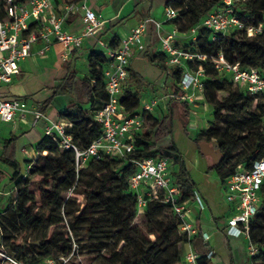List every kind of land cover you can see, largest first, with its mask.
<instances>
[{
	"label": "trees",
	"instance_id": "trees-1",
	"mask_svg": "<svg viewBox=\"0 0 264 264\" xmlns=\"http://www.w3.org/2000/svg\"><path fill=\"white\" fill-rule=\"evenodd\" d=\"M178 4L183 7L178 9ZM166 5L177 12L176 18L171 20L177 30L187 33L200 23L203 16L220 7L221 0H166ZM232 8L242 20H247L246 24H249L247 22L252 17L256 20L251 25L264 23V0H235ZM2 15L0 5V17ZM211 37L210 29L198 26L194 40L185 43L183 48L206 55V61L188 63L187 67L195 70L200 63L204 69L202 93L204 101L210 106L213 121L211 125L199 130L192 141L198 150L201 142L218 144L222 159L217 165L212 163L209 170L214 171L222 182L239 165L248 168L251 159L264 157V101L261 96L242 92L234 84L236 91L224 94L223 81H230L213 67L211 60L222 54L226 61L237 63L243 68H256L264 75V33L249 37L243 30L231 29L222 37ZM117 44H114V39L109 43L112 47ZM154 59L165 63L166 57L159 52L154 55ZM64 66L67 69L64 79L72 95L60 116L71 123L70 134L74 143L84 148L102 132L93 114L106 100L103 75L106 57L102 50L90 52L88 74L81 78L76 77L69 62H65ZM163 68L168 70L164 87L180 95L183 68H170L166 63ZM129 78L134 80V89L127 86L123 88L121 105L125 115L133 116L140 112L142 92L139 89L143 84L142 78L134 72H130ZM52 89L51 94L38 103V111L44 113L51 106L57 94L56 87ZM174 105L180 111L182 129L187 134V102L170 99L166 113L159 116L143 113L145 123L134 134L133 150L128 158L108 155L91 158L78 170L72 152L60 150L54 140L43 135L37 144L35 159L26 160L29 168L22 174L16 159L18 137L14 135L4 139L0 163L10 170L9 179L15 182L16 195L14 203L0 214V250L6 251L22 264H42L56 255L76 257L82 251L94 255L92 264H184L186 250L181 254L177 247L180 243L185 248L191 245L198 254L197 264H211L207 257L210 247L204 241L201 230L198 228V232L191 237L180 234L179 219L170 205L160 199H149L144 211L148 221H156L161 225L158 230L148 232L155 235L154 239L145 238L132 225L137 210L136 196L128 190L129 177L135 172V166L130 160L161 156L156 149V142L161 137H167L170 141L168 157L172 165L176 166V169H171V177L179 190L180 200L194 198L195 183L189 176L183 155L172 139ZM36 175L43 177L37 188L42 201L40 205L35 204V195L29 189ZM3 177L0 171V181ZM69 192L82 194L84 201L81 206L77 204L73 210L69 209V205L75 202ZM259 195V209L251 221L250 237L257 247V253L250 257L252 264H264V184ZM164 212L165 219L162 218ZM64 218L80 244L76 251L72 249L69 237L64 240L56 230H51V227L62 223ZM75 226H79L80 230H75ZM23 232L25 234L21 242L15 244L14 240ZM29 235L31 238L27 240ZM160 235L174 237L169 256V248L163 246V241L158 242ZM82 238L87 247L81 246ZM152 258H155V262L150 261ZM228 264H233L231 259Z\"/></svg>",
	"mask_w": 264,
	"mask_h": 264
},
{
	"label": "built area",
	"instance_id": "built-area-1",
	"mask_svg": "<svg viewBox=\"0 0 264 264\" xmlns=\"http://www.w3.org/2000/svg\"><path fill=\"white\" fill-rule=\"evenodd\" d=\"M53 0H0L3 15L0 17V84L9 83L12 77L19 73V63L31 55L33 44L42 42L39 54H44L53 42L63 46L62 59H66L70 50L81 48L87 38L94 37L96 44L102 49L106 57L104 69V89L106 100L93 114L94 119L101 126V134L84 148L79 147L72 140L70 134L71 123L65 117L58 121H49L43 127V135L49 136L57 143L60 150L71 151L76 170L83 167L91 158L100 156H117L128 158L133 150L134 134L144 125L143 113H155L156 110L167 111V102L176 99L195 104L197 90L203 98L204 69L199 63L195 70L187 67L188 63L206 61V55L193 52L175 44L180 34L195 38L198 26L212 31V39L222 37L231 29L243 30L249 37L260 32V25L246 24L233 10L235 0H221L216 10L207 13L197 26L190 28L187 33H180L176 26L173 30L163 32L162 22L152 17L142 19L124 37L120 38L117 46L112 47L100 38L96 32L102 26V20L95 11L87 5V0H69L65 2L59 12L52 6ZM74 14H79L82 29L71 32L65 28L66 20ZM163 15L165 20H173L177 12L171 6H166ZM150 26L159 40L160 51L165 54L168 67L182 69L180 87L182 93L175 95L169 91L164 95L143 97L140 99V112L133 116L124 114L121 105L123 86L129 77V61L135 51L145 48V35ZM213 67L242 92L249 95L261 96L264 101V75L253 67H241L237 63L226 61L222 54L211 60ZM204 100V98H203ZM205 102V101H204ZM31 112V125H35L44 114L38 110H29L27 103L21 98H4L0 96V122H13L17 115L24 118V114ZM135 172L129 177L128 190L136 196L137 214L143 213L149 199H160L169 204L173 213L179 219V233L191 237L198 232V226L190 217L187 202L181 201L179 190L171 177L172 162L168 156L146 157L131 159ZM248 168L237 167V170L222 182L225 200L231 205L232 213L227 219L225 231L233 237L242 236L247 240L246 253L249 257L257 253V247L251 240V221L259 209L262 184H264V157L251 159ZM29 168V165L26 169ZM196 192L194 191V196ZM199 206L203 203L199 196H195ZM203 238L208 236L203 234ZM183 256L184 264H197L198 254L187 245ZM210 250L207 257L212 255ZM0 264H22L6 251L0 250Z\"/></svg>",
	"mask_w": 264,
	"mask_h": 264
},
{
	"label": "crops",
	"instance_id": "crops-1",
	"mask_svg": "<svg viewBox=\"0 0 264 264\" xmlns=\"http://www.w3.org/2000/svg\"><path fill=\"white\" fill-rule=\"evenodd\" d=\"M67 1L69 0H53V10L59 12L61 6ZM86 3L102 20V26L96 32L95 37L104 40L108 44L112 39H114V44L119 43L120 38L124 37L146 17L160 20L163 32L171 31L175 27L171 20H165L164 18L163 11L167 6L166 0H151V4L149 0H87ZM82 26L79 14L71 15L65 22V28L71 32H79ZM190 38L192 37L180 34L176 38L175 44L183 46L189 42ZM144 40L145 48L141 51H135L130 58L129 77L130 72H134L136 76L142 78V84L147 89L142 91L141 98L164 95L169 92L163 85L168 70L163 68L165 63H161L157 59L152 60L155 54L161 52L159 40L153 26L148 28ZM41 47V41L33 44L31 55L19 63V73L14 75L9 83L0 84L1 97L24 99L29 110H37L38 103L51 94L52 88L56 87L57 89V94L52 99L51 106L45 110L44 117L38 120L35 125H31L32 118L27 119V114L31 115V112L25 113L24 118L17 115L13 122H0V152L4 139L14 135L17 136L16 159L21 168L29 165L26 160L35 159L37 155L36 147L43 136L44 125L49 121H58L64 118L60 116V112L65 109L70 99V95L66 93L68 86L64 79L67 73L64 66L65 62H69L71 69L75 71L76 77L81 78L88 74V55L90 52L102 50L96 44L94 37L87 38L81 48L70 50L66 59L61 57L63 46L58 42H53L44 54L38 52ZM129 77L123 88L131 82ZM132 81L134 80L132 79ZM151 88L157 90L158 93L149 91ZM194 94L197 98L195 104L187 103L189 122L186 128L195 130L193 132L187 131V136L181 131L184 135L183 143L182 145L178 144L177 141L175 143L184 157L189 174L199 172V175L193 181L195 183V196H199L203 207L199 206L194 196L193 199L187 202L190 217L195 220L202 234L208 236L204 241L213 252L210 257L211 264H228L230 259L233 264H252L251 258L246 253L247 240L242 236H230L225 231L226 222L232 213V208L224 198L221 182L215 172L209 170L210 165L213 163L212 159L210 156L202 154L201 150H198L197 145L192 141L199 131H196V129L201 125V119L195 111L197 103L202 104L201 110L207 109L206 103L199 92L194 90ZM60 95L61 99L56 101L60 98ZM179 112L178 107H175L173 117L179 118ZM153 114L159 116L162 115V112L156 110ZM187 154L192 156L190 162L186 159ZM0 169L9 170L2 163H0ZM209 173H211L210 176Z\"/></svg>",
	"mask_w": 264,
	"mask_h": 264
},
{
	"label": "rangeland",
	"instance_id": "rangeland-1",
	"mask_svg": "<svg viewBox=\"0 0 264 264\" xmlns=\"http://www.w3.org/2000/svg\"><path fill=\"white\" fill-rule=\"evenodd\" d=\"M191 1H193V0H191ZM176 7L178 9H181L183 7V5L182 4H178V5H176ZM255 20H256V18L252 17L251 19H249V21L247 23L254 24ZM245 21H247V20H245ZM258 25H260V33H264V23H261V24H258ZM191 40H194V39L190 38L189 41H191ZM87 71H88V68H87ZM130 81L131 82L127 84V88L134 89V85H133L132 79H130ZM223 88H224V91H223L224 94H231V93L236 91L235 86L233 84H231L230 82H227V81H223ZM144 89H147V88L142 85L139 90H140V92H142ZM66 90H68L66 93H68L71 96L72 92H71L70 87H68ZM149 91H151L153 93H158L157 90L152 89V88ZM60 99H61V95H60V98H58L56 101H59ZM201 106H202L201 103H197V107L195 109V111H197V116L200 117V119H201V122H200L201 125L196 129V131L206 128L208 125H211V123L213 121V116L211 114L210 106L206 103V106H207L206 110H201L200 109ZM175 107L176 106L174 105L173 109ZM31 118H32V114L31 115L27 114V119H31ZM172 122H173L172 137H173L175 143L177 141L178 144L182 145L183 139H184L183 136L184 135L187 136V134H185L183 132V129H182V126H181V120L179 118H177V117H174ZM194 130L195 129L187 128L188 132H190V131L193 132ZM181 131L183 132L184 135H182ZM169 144H170V141L168 140L167 137H161L156 142V149L158 150V152L161 155L169 156L170 155V151L168 150ZM186 157H187L186 159L190 162L192 156L191 155L189 156L187 154ZM185 164H186V162H185ZM189 165H190V163H189ZM26 167L27 166H23L21 168V173L22 174L25 172ZM173 167H175V169H176V166L172 165L171 166L172 170H173ZM0 171L3 172V174H4V177L0 181V214H1L7 206H9V205L14 203V198H15V195H16V188H15V182L10 181V179H9V176H10L11 172L9 170L8 171L7 170L4 171L2 169H0ZM192 173L193 174H189V176L191 177L192 180L199 175L198 171L197 172H192ZM210 175H211V173H209V176ZM42 178L43 177L39 176V175L34 176L32 178V181H31L30 185H29L30 191H32L34 193V195H35V198H36L35 199V204L36 205H40L42 203L41 199L39 198L38 192H37L38 185L42 183V180H43ZM69 195L72 196V198H74V200H75L74 204H70L69 205V209L70 210H73V208L77 204L81 206V204L84 201L82 194H76V193L69 192ZM62 209H63V207L61 208V214L63 216ZM162 218L163 219L166 218L165 212L162 215ZM132 225L136 226L138 228V230L140 231V233L142 234V236H144L147 239H154L155 235L152 234V233L148 234V232L149 231H153V230H158L160 228V226H161L160 223H158L156 221H148V219L144 215V212L140 213V214H137V213L135 214L133 222H132ZM74 228L77 231L80 230L79 226H75ZM51 230H56L58 236L62 237L64 240L67 237H69L70 240H71V243H72V249L74 251L77 250L78 245H80V244L76 241V238L72 234V229L67 224V220L65 218H64L62 223L58 224L57 226L51 227ZM16 231H18V230H16ZM24 234H25L24 232L21 233L14 240L15 244H19L21 242V239L24 236ZM0 237H1V233H0ZM30 238H31L30 235L27 236V240H29ZM173 239H174V237L167 238L164 235H160V237L158 238V242L163 241L164 242L163 246L165 248L166 247L169 248L167 250L168 256L171 255V252H172L171 247L173 246L172 245ZM81 244H82L81 246H83V247H87L88 246L87 243H84L83 238H82V243ZM177 247H179V249L181 251V254L183 253V251L186 250V248L183 245H181L180 243L177 244ZM102 254L107 257L106 253L102 252ZM93 257H94L93 254H89V253H86L85 251H82L81 255H78L76 257H74V256H72V257L71 256L62 257L60 255H56L52 259H47V260L43 261L42 264H92ZM169 259L171 261V258H169ZM150 261L155 262V258H152ZM170 261H168V262H170ZM98 264H101V263L99 262ZM174 264H181V263L178 262V263H174Z\"/></svg>",
	"mask_w": 264,
	"mask_h": 264
},
{
	"label": "water",
	"instance_id": "water-1",
	"mask_svg": "<svg viewBox=\"0 0 264 264\" xmlns=\"http://www.w3.org/2000/svg\"><path fill=\"white\" fill-rule=\"evenodd\" d=\"M199 148L202 154L211 157L214 165H217L221 161L222 159L221 152L216 142H212L211 145H209L206 142H201L199 143Z\"/></svg>",
	"mask_w": 264,
	"mask_h": 264
}]
</instances>
